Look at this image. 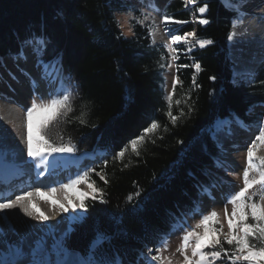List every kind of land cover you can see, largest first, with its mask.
Here are the masks:
<instances>
[{
    "label": "trees",
    "instance_id": "16d2710c",
    "mask_svg": "<svg viewBox=\"0 0 264 264\" xmlns=\"http://www.w3.org/2000/svg\"><path fill=\"white\" fill-rule=\"evenodd\" d=\"M205 3L208 10L202 18L210 23L200 25L198 7ZM115 7L109 0H0V58L14 55L19 38L33 31L45 32L51 41L46 60L63 53L65 75L58 86L60 92L70 94L72 111L49 125L48 138L75 146V152L63 154H94L87 169L95 168L91 179L104 189L106 202L85 198L86 211L77 209L59 243L87 260L133 264L143 249L154 248L165 232L174 230L179 218L196 209L204 185H210L208 166H214L220 155L211 136L213 126L220 119H231L230 114L252 126L264 120V62L256 66L248 82L241 79L234 84L227 37L238 12L222 0H197L196 4L167 0L162 12L189 21L174 26L181 29L180 34L194 31L197 38L213 41L177 61L188 65L198 61L201 71L180 69L182 87H177L172 111L177 116L181 108L188 113L189 104L194 111L173 126L164 114V97L171 86L167 91L165 69L158 66L166 50L163 44L153 45L136 23L131 35H125L114 23L120 24L116 15L121 13ZM193 75L197 88L192 87ZM189 92L191 99L185 104ZM176 100L181 101L179 106ZM257 104L263 108L249 114ZM153 119L161 127L138 146L140 155L129 147L122 162L114 161L115 152ZM102 166L106 185L96 175ZM129 195L134 197L131 202ZM98 233L107 240L93 254L90 248L96 247Z\"/></svg>",
    "mask_w": 264,
    "mask_h": 264
},
{
    "label": "snow or ice",
    "instance_id": "6c2138e0",
    "mask_svg": "<svg viewBox=\"0 0 264 264\" xmlns=\"http://www.w3.org/2000/svg\"><path fill=\"white\" fill-rule=\"evenodd\" d=\"M186 2L196 4L197 0H186ZM111 4L116 5L115 9H113L114 11L130 15L132 21L142 26L146 34L151 37L153 45L156 44L155 34L157 28L163 25L165 35L168 36V42L162 45L166 51L160 56L158 66L160 69H175L176 74L173 75L171 92H168L164 97L167 102V111L164 114L171 124L175 126L180 117L194 111V107L189 104L188 113H185L183 108H181L178 116L173 114V97L177 87H182L179 71L182 68L188 67L194 68L196 73L201 71V64L198 61H194L191 65L177 63V61L180 60L181 55L186 56L188 53H191L193 48L198 46L203 49L213 44V41L211 39L197 38L194 31L180 34L181 29L174 26L187 24L189 21L175 19L174 15L160 11L155 5H142V7L155 10L160 16L159 22H157L155 16H152L150 12L141 11L135 4L128 3V0H109V5ZM244 7L245 5L241 0H236L232 10L241 11ZM207 10L208 5L206 3L198 7L201 17L198 18L200 25H208L210 23V20L202 18ZM236 19L237 21H241L242 17L237 16ZM114 23L118 28L123 29V25H120L118 21L114 20ZM232 26L235 28L236 23L233 22ZM129 32H132L131 27L129 28ZM235 35V32H230L227 39L232 41ZM50 44L51 41L45 32L37 33L33 31L28 36L19 38L18 48L12 56L18 68L21 63H27L30 57L33 59V66L39 71V80L32 77L30 73L22 68L20 71L29 80L34 92L38 88L40 81L53 83L65 75L62 52H57L50 59H45ZM210 79L215 81L216 77L212 76ZM233 82L234 84L237 83L235 80ZM192 87H199L196 84L195 75H193ZM190 99L191 95L189 92L185 97L184 103L187 104V101ZM180 104L181 101L176 100V105L179 106ZM71 111L70 94L67 91L49 93L48 99L45 101L41 98L39 103L36 98H33L31 106L26 109L24 125L26 135L23 142L26 147L27 156L35 162V167L38 170L41 169L42 165L50 163L49 157H53L54 154L73 153L76 151L75 146L70 141L69 143H55L48 138L47 133L50 124L57 121L61 116H67ZM230 118L234 119L242 129L251 130V126L246 121L241 120L239 116L233 117L230 114ZM80 122L84 123L85 121L80 119ZM160 127L161 125L157 120H151L139 135L131 138L127 144L115 152L112 159L122 162L129 147L136 156H139L140 151L138 146L146 140L149 134L155 133ZM257 130L259 134L247 146V162L243 169V186L236 191H230L224 195L225 207L223 213L227 221V231H224L223 223L217 211L205 212L201 210L196 212L193 210V216H199L198 222L194 226H181L178 229L182 235L176 252L183 258L181 264H218V262H221V264H225V262L226 264H264V156L256 155L258 148L264 145V120H258ZM60 139L62 140V138ZM103 163L106 166L108 161L105 160ZM124 167H127V165H124ZM93 172H95V168H89L84 170L82 174L77 173L75 179H70L68 183L60 185V188L65 190L66 193L70 192L77 185L85 184L87 186L86 191L78 192V204H71L69 200L73 211L77 209L86 211L85 198L90 197L93 201L106 202L104 199V189L96 186V181L91 179V173ZM103 172L104 167L102 166L101 171L96 172V175L106 185L108 184V179L105 174H102ZM56 191V188L50 189L51 193H55ZM36 195L45 197L47 194L37 189ZM140 195L139 191L135 193L136 198ZM32 196V192H26L22 195H17L15 199L5 198L4 202L0 203V213L19 208L25 216L33 217V211L25 203L27 201L30 204ZM133 198L132 195H129L127 200L131 202ZM65 199L68 200L69 197L65 195ZM51 202L54 205H58L62 212L69 211L68 207H65L64 204L56 200H52ZM227 205H231V212H229ZM34 218L39 221H47L49 219L42 212L34 216ZM170 234L172 233H164V236L159 240L158 247L149 248L146 252H141L142 259L139 260L138 264H172V260L163 255L168 249L166 237ZM106 240L105 234L98 233L97 239L93 242L96 247L90 248V252L94 254L96 249L102 246ZM55 251L58 256L64 255L63 244H58ZM17 254L21 257L25 255L22 247L18 246ZM36 255L41 258L36 259L33 257L27 260L26 264H69L65 259H52L51 253L42 245H38ZM0 264H4V262L0 261ZM15 264H21V262L17 261ZM82 264H113V261L86 259ZM115 264H122V262L117 259L115 260ZM133 264H137V262L134 261Z\"/></svg>",
    "mask_w": 264,
    "mask_h": 264
},
{
    "label": "rangeland",
    "instance_id": "374dc122",
    "mask_svg": "<svg viewBox=\"0 0 264 264\" xmlns=\"http://www.w3.org/2000/svg\"><path fill=\"white\" fill-rule=\"evenodd\" d=\"M164 1L165 0H129V3L135 4V6L140 8L141 11L150 12L152 16H155L157 22H159L160 16L157 14V12L151 8L142 7V5H155L156 8L161 11ZM223 1L228 6H231V0ZM241 2L244 5L246 4V0H241ZM238 12L239 17H242V20L235 22L236 27L231 29V32L236 33L235 38L233 39V42L235 43L233 54L234 58L232 59L230 57L233 62L232 70L233 79L235 81L241 79L248 80L254 72L256 66L260 62H264V33L257 32L255 30L256 27H258L259 22L264 20V18L261 19L256 17L254 19H251L249 16H253L246 13L245 10H241ZM116 17L120 21V24L123 25V31L125 35H131L132 32H129V28H132V25L135 24V22L130 19V15L119 13L116 15ZM155 40L156 44H164L168 42V36L165 35L163 25H160L157 28ZM228 54L230 56L229 49ZM0 61V87H3L2 85L6 86V84L9 85V87H6H11L14 94L17 96V98H14L13 96L6 97L2 96L3 94L0 93V139L2 140L3 144L11 150L10 153H12L13 157H11V163L5 165L12 164L11 166H20L21 164H25L31 160V158L27 156L26 147L23 142L26 135V128L24 126L26 120V109L31 106V101L33 98H36L37 102L39 103L41 98L46 101L48 99L49 93L59 92V80L53 83L40 81L38 88H36L34 92L33 86L30 85L29 80L20 71L21 68L24 70L27 69L28 73L30 72L32 77H35L37 80H39V71L33 66L34 61L31 57L29 58L27 63H21L19 68L16 66V63H14L12 56L3 57ZM163 74L166 80V90L169 91L173 75H175V69H165ZM16 101L18 103H16ZM20 101L21 103L22 101H25V103L21 104L19 103ZM251 130L253 131H248L251 134V138L247 142L248 144L244 146V149H242V147L240 151L230 152L228 150H231L234 147H232L231 145L220 144L222 154L217 158L215 166L209 168L210 172L212 173V182L210 186L204 187L205 189L203 190L201 200L195 210L196 212H199L201 210L205 212H209L212 210L217 211L223 223L225 232L227 231V221L224 218L223 213L225 207L224 195L227 192L236 191L243 186V169L246 166L247 162V146L252 142L257 133L256 128H251ZM212 135L216 141L223 139L221 130L215 129V127L213 128ZM263 150L264 145L258 148L256 155L260 156V152ZM53 157L54 159L52 161H56L55 165L57 168H55L56 170H58L57 172H51L49 176L45 177V179L47 178V182H49V180L51 179L50 182L54 183L53 188H57L58 192H50L52 200L55 199L59 203L64 204L65 207H68L69 211L62 212L57 205L55 212H57L61 216V219L55 228L50 229L49 234H47V236H49L47 245L43 247H45L48 252L51 253L52 259H64L67 251H65L64 249V255L58 256L55 250L57 248V245L60 244L59 239L62 233L66 231L70 219H72V217L77 214V210H72L69 204V200L71 201V204H76V197L78 196V192L86 191L87 186L85 184H80L70 192L66 193L65 190L60 188V185L62 183H68L70 179H75L77 173L82 174L83 171L86 170L90 163L93 161V157L89 154L80 157L60 156L55 154ZM230 161L232 162L230 163ZM65 195L69 197L68 200L65 199ZM227 207L229 209V212H231V205H227ZM198 219L199 216H193V213L185 216L180 222L177 223L174 230L171 231L172 234L166 237L168 240V249L163 253V255L169 257L172 260V264H181L183 259L182 256L176 252V249L181 242L182 235V233L178 231V229L181 226H194L195 223L198 222ZM217 227H219V225H217ZM15 242L19 243L21 241L19 239ZM36 245L37 244L35 243L33 247L28 248L24 245L23 248H26V250H29V252L33 250L32 253H36V250L38 248ZM158 246L159 243L155 247ZM146 251V249L142 250V252ZM11 253L14 255L13 250L11 251ZM29 255L30 254L28 253L27 256L29 257ZM32 258L33 256H31V259ZM35 258L40 259L41 257L36 255ZM140 259H142L141 256L137 260V264ZM26 262L27 261H25L24 263Z\"/></svg>",
    "mask_w": 264,
    "mask_h": 264
},
{
    "label": "bare ground",
    "instance_id": "6f19581e",
    "mask_svg": "<svg viewBox=\"0 0 264 264\" xmlns=\"http://www.w3.org/2000/svg\"><path fill=\"white\" fill-rule=\"evenodd\" d=\"M229 7H232V6H229ZM243 10H245L246 13L253 16V17L249 16L251 19H254L256 17L263 19L264 18V0H246V4ZM255 30L257 32L264 33V20L259 22L258 27H256ZM234 48H235V43L233 42V40L232 41L228 40V49L230 53L229 57H231L232 59L234 58V55H233ZM25 71L28 72L27 69H25ZM2 86L3 87H0V93L3 94L2 96H6V97L13 96L14 98H17V96L14 94L11 87L7 88L9 87V85L6 84L7 87L5 85H2ZM16 103L18 102L16 101ZM19 103H21V101ZM22 103H25V101H22ZM215 129H220L222 132L223 139L217 140L219 144L231 145L232 147H234V148L231 147L232 149L228 150L230 152L240 151L242 147H243L242 149H244V146L248 144L247 142L251 138L250 132L242 129L236 123L230 122L228 120H222L215 127ZM250 131H253V130H250ZM253 136H254V133H253ZM6 148L7 147L3 144L2 140L0 139V188L1 186H6V185L8 187L12 186L13 179L16 177V173L12 172L10 168L7 167V166H11L12 164L5 165V164L11 163L12 158H13L12 153H10L11 150L8 148L6 149ZM49 161L50 163H48L47 165L41 166L40 173L42 172V174H40V177L38 178L39 184L35 185L34 187L25 189L23 191L15 192L4 198H0V203H2L4 202L5 198L15 199L17 195H22L26 192L33 193L30 204L27 201L25 202L30 207V210L33 211V217L25 216L24 213L19 208L12 209V210H6L4 213H0V261H3L4 264H10V263L15 264V262L17 261H20L21 264H26L24 262L31 259V256L36 257V253L35 252L32 253L33 250L29 252V250H26V248H23L24 245L27 248L33 247L35 243L37 244L36 245L37 247L38 245H42V246L47 245V240L49 238L47 234H49L50 229H53L56 227V225L61 219V216L57 212H55L57 205H54L51 202L52 196L49 190L53 188L54 183L50 182L51 179L49 180V182L47 181L43 182V179L45 177L49 176L51 172L53 171L55 172L54 170L55 167L53 166L51 162L52 160L49 159ZM231 162L232 161H230V163ZM25 164H30V165L35 166V162H33L32 160H30L29 162ZM37 189H39L40 192L46 193L47 195L45 197L37 196L36 195ZM40 212L48 216L49 219L47 221H39L35 219L34 216L38 215ZM19 239L21 242L16 243L15 241ZM18 246L20 247L22 246L23 248V251L25 253L23 257L17 254ZM12 250H13L14 255L11 253ZM28 253L30 254L29 257L27 256Z\"/></svg>",
    "mask_w": 264,
    "mask_h": 264
},
{
    "label": "water",
    "instance_id": "95a60500",
    "mask_svg": "<svg viewBox=\"0 0 264 264\" xmlns=\"http://www.w3.org/2000/svg\"><path fill=\"white\" fill-rule=\"evenodd\" d=\"M65 260H67L69 264H82L83 262L80 252L74 249L68 251Z\"/></svg>",
    "mask_w": 264,
    "mask_h": 264
}]
</instances>
